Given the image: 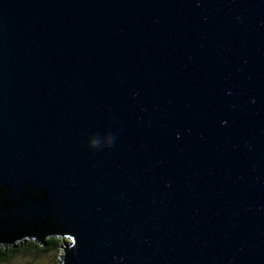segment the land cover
Here are the masks:
<instances>
[{
    "label": "water",
    "instance_id": "1",
    "mask_svg": "<svg viewBox=\"0 0 264 264\" xmlns=\"http://www.w3.org/2000/svg\"><path fill=\"white\" fill-rule=\"evenodd\" d=\"M51 235L264 264V0H0V245Z\"/></svg>",
    "mask_w": 264,
    "mask_h": 264
},
{
    "label": "rangeland",
    "instance_id": "2",
    "mask_svg": "<svg viewBox=\"0 0 264 264\" xmlns=\"http://www.w3.org/2000/svg\"><path fill=\"white\" fill-rule=\"evenodd\" d=\"M57 239L60 241L57 246L40 251L39 253H35L33 248L27 250L19 248V251L16 253L0 259V264H53L54 260L57 264H60L59 260L63 246L69 239L68 236H58Z\"/></svg>",
    "mask_w": 264,
    "mask_h": 264
},
{
    "label": "flooded vegetation",
    "instance_id": "3",
    "mask_svg": "<svg viewBox=\"0 0 264 264\" xmlns=\"http://www.w3.org/2000/svg\"><path fill=\"white\" fill-rule=\"evenodd\" d=\"M51 236H46L44 238V243L42 245L37 243L34 239L29 238V237L21 238V239L17 240L16 243H14L12 245H7V246L0 245L1 248H4V250H2L3 253L0 254V257L6 258L9 255H12V254L16 253L17 251H19V248L24 249L25 247L26 248L28 247V249L33 248L34 252H36V251L40 252V250H44L42 248L47 247V244L49 241L48 238H51Z\"/></svg>",
    "mask_w": 264,
    "mask_h": 264
},
{
    "label": "trees",
    "instance_id": "4",
    "mask_svg": "<svg viewBox=\"0 0 264 264\" xmlns=\"http://www.w3.org/2000/svg\"><path fill=\"white\" fill-rule=\"evenodd\" d=\"M58 236H60V235H52L51 236V238H48V244H47V247L46 248H42V249H44V250H40V251H45V250H47L48 248H51V247H54V246H57V244H59V240L57 239V237ZM62 239V238H61ZM16 243V242H15ZM24 249H28V247L26 248H24ZM2 250H4V248H1L0 247V254L1 253H3L2 252ZM35 253H39V252H35ZM2 258H5V257H0V259H2ZM52 264V263H51ZM53 264H57L56 262H55V260L53 261Z\"/></svg>",
    "mask_w": 264,
    "mask_h": 264
},
{
    "label": "clouds",
    "instance_id": "5",
    "mask_svg": "<svg viewBox=\"0 0 264 264\" xmlns=\"http://www.w3.org/2000/svg\"><path fill=\"white\" fill-rule=\"evenodd\" d=\"M99 143H100V140H99V138H97V139H94V140H92V141H91V145H92V146H94V147H95V146H98V145H99Z\"/></svg>",
    "mask_w": 264,
    "mask_h": 264
}]
</instances>
